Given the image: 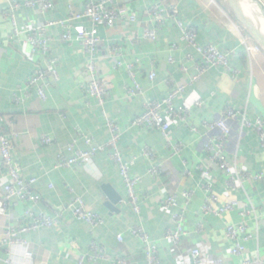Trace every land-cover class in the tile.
Segmentation results:
<instances>
[{
  "label": "crops",
  "instance_id": "obj_1",
  "mask_svg": "<svg viewBox=\"0 0 264 264\" xmlns=\"http://www.w3.org/2000/svg\"><path fill=\"white\" fill-rule=\"evenodd\" d=\"M25 1L28 0H0V125L13 145L12 156L21 169L22 178L36 179L34 191L40 196V201L33 210L49 215L63 213L53 228H41L21 235L31 252L32 263L76 264L79 256L91 253L90 244L95 242L110 255L126 257L130 264H144L138 241L130 235V228L139 223L156 244L160 264H193V248L200 251V264H214L217 257L222 258L224 264H239V260L229 254L231 243L225 239V223L241 222L240 212L250 208L248 201L255 208L258 220L256 222L252 216L244 218L251 236L245 244L246 251L250 257L255 258L258 254L264 260L263 184L247 182L244 191L229 187L226 175L209 163L203 149L205 141L217 134L216 131L209 133L205 123L218 119L227 107L245 111L248 119L260 118L264 123V51L255 56L251 65L248 64L238 32L253 37L237 20L228 0H116L115 6L124 7L129 14L135 15L136 22H119L112 29L98 28L101 43L97 68L102 79L110 84L103 108L81 90L90 79L85 71L86 57L74 36L69 42L61 41L64 28L58 24L47 28V36L50 54L57 62L59 80L47 90L45 102L37 97L35 91L27 90L28 77L42 68L44 61L38 53L31 52L25 34L10 39L14 36V25L3 16L10 3ZM236 1L245 17L264 34V20L258 7L249 0ZM257 1L264 7V0ZM86 2L54 0L53 8L44 13L21 8L15 14L14 24L21 31L26 23H56L67 18L68 5L82 11ZM159 4L177 8L179 20L196 30L200 45L212 44L221 52L228 53L230 66L236 73L213 67L198 82L188 85L201 58L181 41L180 31L172 21H166L159 27L154 43L141 39L145 26L157 27L147 10ZM81 23L88 26L85 21ZM173 43L178 49L173 53L175 63L169 64L168 48ZM111 47H116L120 56L111 55ZM117 60L123 65L113 69L112 65ZM127 64L135 66L136 79L143 88V93L132 99L126 97L125 91L130 83ZM151 70L156 73L152 82L147 78ZM179 85H186V88L174 105L191 107L190 127L176 119L171 121L170 141L182 146L181 153L174 154L158 131L132 127L131 122L143 112L145 102L160 101ZM196 101L202 103L200 107L192 106ZM103 110L121 131L119 148L130 163V173L141 178L137 189L141 208L139 217L124 204L125 187L117 167L110 160V150L98 153L88 168L78 165L56 167L59 153L69 156L65 147L74 138L76 130L90 136L95 145H104L108 141ZM229 124L231 135L225 146L229 163L236 162L243 171H264V154L255 132L244 129L240 133V119ZM44 135L52 139L51 145L40 144ZM78 147L83 148V145ZM145 148L154 153L155 163L161 167L162 172L156 180L147 173L150 163L143 155ZM199 167L209 169L219 204L238 203L235 212L222 219L202 216L201 205L206 193L200 188ZM7 182L6 174L0 172V190ZM104 187L111 190L106 191ZM183 190H193L194 197L185 216L186 234L182 237L179 254L175 255L170 242L164 239L171 221L161 202L168 195ZM112 191L120 197L114 205L108 196ZM74 196H80L90 211L103 218L104 224L91 231L88 225L76 220L68 208ZM110 206L114 210H110ZM27 208V204L14 202L8 214L0 216V241L9 224L19 226L26 222L23 215ZM199 223L201 232L197 231ZM117 235L123 236V242H117ZM73 244L78 248L73 249ZM12 252L15 263L23 262L20 247H15ZM6 256L5 248L1 247L0 258ZM85 264L109 263L97 260Z\"/></svg>",
  "mask_w": 264,
  "mask_h": 264
},
{
  "label": "built area",
  "instance_id": "obj_2",
  "mask_svg": "<svg viewBox=\"0 0 264 264\" xmlns=\"http://www.w3.org/2000/svg\"><path fill=\"white\" fill-rule=\"evenodd\" d=\"M53 1L28 0L23 3L13 2L9 4L8 11L3 14L14 25V36H11L10 39L13 40L14 37L25 34L26 41L31 46V52L38 53L44 61V66L38 68L36 72L28 77L26 84L27 90L35 91L37 97L42 102H45L48 98L47 90L53 82L59 80L57 62L50 54V39L47 36V28L53 24H58L64 28L61 41L69 42L72 36H74L75 40L81 46L82 53L86 57L85 71L90 79L81 87V90L89 98L94 99L98 107L103 108L110 84L102 79V75L97 68L98 48L101 43L98 37V28L104 27L112 29L117 23L123 21L135 23L136 16L129 14L124 7L115 6L116 0H87L82 11H76L71 5H68V15L64 20L56 23L47 22L40 25L26 23L21 31L16 29L14 18L18 10L21 8L37 9L40 13H44L53 8ZM147 13L157 27L151 28L145 26L141 37L143 41L154 43L157 40L159 27L166 21H172L180 31L181 41L200 56L201 61L195 65L196 73L191 77L188 85H193L198 82L203 74L213 67H222L229 73H236L230 66L228 53L221 52L212 44L200 45L197 42L196 30L183 24L179 20L177 8L159 4L149 7ZM81 21H85L88 26H84ZM238 35L248 64L251 65L255 56L264 51V48L254 42L250 36L243 35L239 32ZM177 49L178 46L175 43L171 44L168 48L167 62L169 64L175 63L173 53ZM110 52L115 57L120 56L116 47H111ZM122 65V62L117 60L112 65V68L115 69ZM125 67L130 82L125 89L126 97L132 99L140 96L143 93V88L136 79L135 66L133 64H127ZM147 78L152 82L156 78L155 71L151 70ZM185 88L186 85L174 86L162 100L145 102L143 112L131 122L132 127H143L146 130L158 131L165 145L170 147L174 154H180L182 146L173 144L170 141L169 129L171 121L176 119L185 126L190 127L191 107L174 105V101L184 92ZM14 101L17 102L18 99L14 97ZM201 104L200 101H196L192 106L200 107ZM102 115L109 132L108 141L104 145H95L90 136L76 130L74 138L65 147V152L69 156L65 157L63 152L59 153L57 155L56 167L70 168L78 165L88 168L92 166L93 159L98 153L106 149L110 150V160L117 167L119 176L125 187L126 199L124 204L130 207L136 217H139L141 208L137 189L141 183V178L130 173V163L119 148L121 131L118 125L107 117L104 110L102 111ZM236 119H240V133L244 129H251L255 132L259 146L264 154V123L262 119L255 118L250 120L245 111H235L227 107L221 112L218 119L210 123H205V128L209 133L217 132L216 135L210 136L203 145V149L207 153L208 161L226 175L227 185L233 189L239 188L244 191V185L247 182L262 183L264 186V171L256 173L243 171L236 166V162L230 164L227 160L225 146L231 135L229 123ZM192 131L194 132L195 129H192ZM13 135L17 136L15 133ZM52 143L53 141L50 137L45 135L41 136L40 144L42 146H48ZM79 144H82L83 148H79ZM12 150L13 145L7 139L4 128L0 125V172L3 171L8 179V182L0 190V216H6L14 202L28 205L23 215L26 222L19 226L9 224L4 230L0 241V248H5L7 256L4 259L0 258V262L2 264H17L13 261L12 250L18 246L20 247L21 258L23 260V262H19L18 264H33L27 242L21 238V235L37 231L41 228H53L59 223L63 217V213L58 212L49 215L33 210L34 206L40 201V196L34 191L36 179L22 178L20 174L21 169L13 159ZM143 155L150 163V167L147 170L148 175L156 180L159 178L162 170L160 165H156L155 163L154 153L150 149L145 148ZM234 161H236V158H234ZM199 173L202 181L200 188L206 193L201 205L202 216H213L222 219L226 215L235 212L238 207L237 202L232 201L219 204L218 196L213 192L212 176L209 169L199 167ZM193 197V190H183L180 193L168 195L161 202L163 208L169 212L171 221V227L164 233V239L170 242L171 249L175 255L179 254L182 237L186 234L184 229L185 216ZM248 203L250 208L247 211L240 212V216L242 217L241 222L236 224L230 222L225 223V239L231 243L229 254L237 258L239 264H264V260L260 259L258 254L255 258H252L246 251L245 244L251 240V236L244 218L252 216L256 222L258 220V214L255 208L250 201ZM68 208L72 211L74 218L88 225L91 231L104 224L103 218L97 213L90 211L80 196H74ZM197 225V231L202 230V225L200 223ZM130 235L138 241L144 257V264H160L157 246L141 224L138 223L131 227ZM116 240L118 243L123 242V236L117 235ZM72 248L77 249L78 246L73 244ZM90 251L91 253L89 255L79 256L76 264H85L86 262L97 260L109 264H130L126 257L122 255H110L103 247L98 246L95 242L90 244ZM191 256L193 264H200L199 249L193 248L191 250ZM214 264L224 263L222 258L217 257L214 259Z\"/></svg>",
  "mask_w": 264,
  "mask_h": 264
},
{
  "label": "water",
  "instance_id": "obj_3",
  "mask_svg": "<svg viewBox=\"0 0 264 264\" xmlns=\"http://www.w3.org/2000/svg\"><path fill=\"white\" fill-rule=\"evenodd\" d=\"M251 3H254L260 13L261 17L264 20V7L260 5V3L257 0H249ZM229 4L231 5L233 12L237 18V20L243 24L246 29L249 31L250 35L253 37V39L264 48V34L257 28L255 27L250 20H248L245 15L242 13L241 9L239 8V5L236 0H228ZM106 191L111 190L109 187H104ZM109 196V201L111 202V205H114L117 203V201L120 199L118 195H116L113 191L108 195ZM110 210H114L113 207H109Z\"/></svg>",
  "mask_w": 264,
  "mask_h": 264
},
{
  "label": "rangeland",
  "instance_id": "obj_4",
  "mask_svg": "<svg viewBox=\"0 0 264 264\" xmlns=\"http://www.w3.org/2000/svg\"><path fill=\"white\" fill-rule=\"evenodd\" d=\"M259 20H260V19H259ZM261 21H262V19H261ZM261 21H260V22H261ZM262 23H263V21L261 22V25H262Z\"/></svg>",
  "mask_w": 264,
  "mask_h": 264
}]
</instances>
